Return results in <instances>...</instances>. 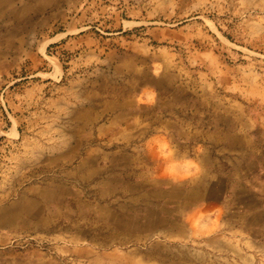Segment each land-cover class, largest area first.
<instances>
[{"label": "rangeland", "instance_id": "1", "mask_svg": "<svg viewBox=\"0 0 264 264\" xmlns=\"http://www.w3.org/2000/svg\"><path fill=\"white\" fill-rule=\"evenodd\" d=\"M0 264H264V0H0Z\"/></svg>", "mask_w": 264, "mask_h": 264}, {"label": "crops", "instance_id": "2", "mask_svg": "<svg viewBox=\"0 0 264 264\" xmlns=\"http://www.w3.org/2000/svg\"><path fill=\"white\" fill-rule=\"evenodd\" d=\"M12 4H13V3H12ZM7 5H8V4H7ZM9 7H11V6H9ZM44 8H45V7H39V8H37V9L32 10L31 12H33V14H35V13H37V12H40V11L44 10ZM204 192H205V191H202L200 188H196V189H195L194 194H203V197L198 196V199H197V200L202 199V198H206L207 194L204 193ZM194 200H196L195 197H194Z\"/></svg>", "mask_w": 264, "mask_h": 264}, {"label": "bare ground", "instance_id": "3", "mask_svg": "<svg viewBox=\"0 0 264 264\" xmlns=\"http://www.w3.org/2000/svg\"><path fill=\"white\" fill-rule=\"evenodd\" d=\"M12 3H13V2H9V3H8V6H12V5H13Z\"/></svg>", "mask_w": 264, "mask_h": 264}]
</instances>
